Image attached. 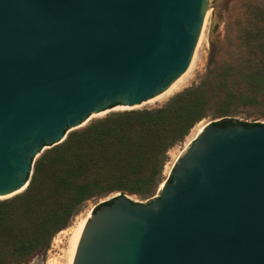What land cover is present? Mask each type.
<instances>
[{
	"label": "water",
	"instance_id": "1",
	"mask_svg": "<svg viewBox=\"0 0 264 264\" xmlns=\"http://www.w3.org/2000/svg\"><path fill=\"white\" fill-rule=\"evenodd\" d=\"M210 2L0 0V197L92 114L167 91ZM70 264H264V123H208L150 201L85 215Z\"/></svg>",
	"mask_w": 264,
	"mask_h": 264
},
{
	"label": "trees",
	"instance_id": "2",
	"mask_svg": "<svg viewBox=\"0 0 264 264\" xmlns=\"http://www.w3.org/2000/svg\"><path fill=\"white\" fill-rule=\"evenodd\" d=\"M257 8V43L246 30L240 42L248 56L245 62L253 65L250 75L264 77V6ZM234 71H210L221 80L216 93L229 98L241 93ZM210 96L194 85L156 109L112 112L49 148L35 160L28 187L10 200H0V264H22L47 247L90 199L126 191L154 195L164 181L170 150L205 117ZM226 115L220 114L223 119L215 123L257 124Z\"/></svg>",
	"mask_w": 264,
	"mask_h": 264
},
{
	"label": "rangeland",
	"instance_id": "3",
	"mask_svg": "<svg viewBox=\"0 0 264 264\" xmlns=\"http://www.w3.org/2000/svg\"><path fill=\"white\" fill-rule=\"evenodd\" d=\"M219 2L220 0H211L209 4L202 34L188 70L176 81L171 90L135 107L140 110L159 108L177 93L194 85L202 88L207 95H211L205 108V117L194 126L183 142L170 150V161L165 167L164 180L170 177L179 154L197 137L200 130L210 122L223 119L218 117L220 114L225 113L227 115L224 118H232L241 122L264 123V77L250 75L253 65L245 62L248 56L240 42V33L246 30L251 33L253 42L257 43L255 38L257 37L258 21L255 14L259 11L258 6H264V0H224L223 3ZM245 35L246 33H243L242 37ZM212 69L235 70L238 79V84L235 86H240L241 93H238L235 98L216 93L220 91L221 80L214 79L210 74ZM123 110L132 109L118 105L92 114L83 126L71 129L68 135L112 112ZM48 149L46 148L43 153ZM18 194L0 197V200H10ZM118 194H122V192L88 200L83 204L81 211L71 219L69 225L54 235L47 247H42L27 257L22 264H69L72 238L77 226L84 221L85 215L93 211L96 206ZM124 194L129 198L148 202L158 194V190L154 195L146 197L129 191Z\"/></svg>",
	"mask_w": 264,
	"mask_h": 264
},
{
	"label": "bare ground",
	"instance_id": "4",
	"mask_svg": "<svg viewBox=\"0 0 264 264\" xmlns=\"http://www.w3.org/2000/svg\"><path fill=\"white\" fill-rule=\"evenodd\" d=\"M175 84H176V82H174V83L170 86V88H169L167 91H165V92H168L169 90H171V88H173V86H174ZM162 94H164V93H162ZM160 95H161V94H160ZM201 130H202V129H201ZM201 130H200V131H201ZM82 224H83V222H81V223L77 226V228H76V230H75V232H74L73 238H72V250H71L70 261H71V258H72V255H73V252H74V249H75L76 243H77V239H78V236H79V233H80V230H81ZM69 264H70V262H69Z\"/></svg>",
	"mask_w": 264,
	"mask_h": 264
}]
</instances>
